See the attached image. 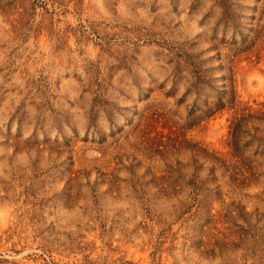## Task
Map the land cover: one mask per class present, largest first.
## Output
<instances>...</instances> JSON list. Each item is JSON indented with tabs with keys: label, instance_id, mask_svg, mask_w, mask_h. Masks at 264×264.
<instances>
[{
	"label": "rangeland",
	"instance_id": "1",
	"mask_svg": "<svg viewBox=\"0 0 264 264\" xmlns=\"http://www.w3.org/2000/svg\"><path fill=\"white\" fill-rule=\"evenodd\" d=\"M0 264H264V0H0Z\"/></svg>",
	"mask_w": 264,
	"mask_h": 264
}]
</instances>
